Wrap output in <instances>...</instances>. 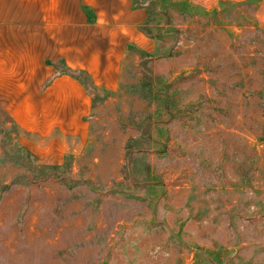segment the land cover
I'll return each mask as SVG.
<instances>
[{
    "label": "rangeland",
    "instance_id": "374dc122",
    "mask_svg": "<svg viewBox=\"0 0 264 264\" xmlns=\"http://www.w3.org/2000/svg\"><path fill=\"white\" fill-rule=\"evenodd\" d=\"M133 1L153 52L80 84L83 136L8 113L51 79H0V264H264V0Z\"/></svg>",
    "mask_w": 264,
    "mask_h": 264
},
{
    "label": "crops",
    "instance_id": "0c3cea01",
    "mask_svg": "<svg viewBox=\"0 0 264 264\" xmlns=\"http://www.w3.org/2000/svg\"><path fill=\"white\" fill-rule=\"evenodd\" d=\"M146 20V10L134 7L133 0H0V79H51L40 91V104L25 101L36 94L24 89L15 94L8 113L25 128L18 112L29 109L38 113L40 130L83 136L88 97L64 69L86 73L96 89L114 90L129 47L153 52L151 40L140 31ZM50 146L58 160L62 144L57 140Z\"/></svg>",
    "mask_w": 264,
    "mask_h": 264
},
{
    "label": "trees",
    "instance_id": "16d2710c",
    "mask_svg": "<svg viewBox=\"0 0 264 264\" xmlns=\"http://www.w3.org/2000/svg\"><path fill=\"white\" fill-rule=\"evenodd\" d=\"M134 7H138V5L134 4ZM144 29L145 28H142L140 31L144 34V36L150 38V35ZM63 74L68 75L69 77L78 81L84 87L88 95H91V91L95 89V86L92 83L90 77L82 71L79 70L73 71L66 68L64 69Z\"/></svg>",
    "mask_w": 264,
    "mask_h": 264
}]
</instances>
